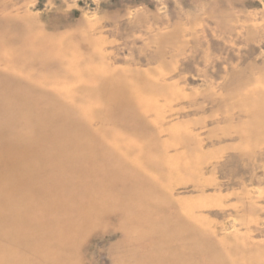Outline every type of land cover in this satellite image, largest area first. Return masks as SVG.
<instances>
[{
	"label": "rangeland",
	"instance_id": "rangeland-1",
	"mask_svg": "<svg viewBox=\"0 0 264 264\" xmlns=\"http://www.w3.org/2000/svg\"><path fill=\"white\" fill-rule=\"evenodd\" d=\"M0 264H264V0H0Z\"/></svg>",
	"mask_w": 264,
	"mask_h": 264
}]
</instances>
